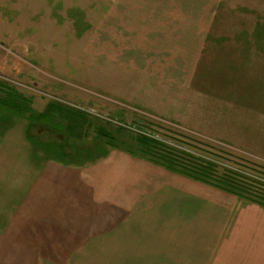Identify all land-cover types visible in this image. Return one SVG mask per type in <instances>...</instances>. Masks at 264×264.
Masks as SVG:
<instances>
[{
	"label": "rangeland",
	"instance_id": "1",
	"mask_svg": "<svg viewBox=\"0 0 264 264\" xmlns=\"http://www.w3.org/2000/svg\"><path fill=\"white\" fill-rule=\"evenodd\" d=\"M153 1L0 0V84L22 94L36 113L55 103L88 115L81 137L70 135L60 145L58 139L46 136L40 145L29 139L33 124L0 112V169H10L0 182V264H88L84 258L89 252L88 234L94 231L83 222L76 223L78 229L66 224L63 230L47 233L31 223L24 229L21 220L6 229L11 212H16L15 203L9 202L16 199L9 195L14 197L18 187L12 179L24 173L23 165L14 161L18 155L26 159L37 153L43 160L60 163L54 154L59 149L75 157L63 161L72 167L123 153L158 165L153 160L159 159L141 154L136 142L137 135L147 134L156 143L155 154L172 158L177 150L214 164L217 175L235 171L264 182V157L249 146L248 134L264 129L259 127L264 118L256 120L258 114L247 103L236 105L231 83L225 89L221 79L206 87L196 80L201 68L164 73L153 62H144L146 69L136 68L138 54L124 46V25ZM156 1L161 3L157 9H169L173 15L185 9L193 16H210L208 41L223 51L210 54L218 60L209 64L210 72L222 74L226 70L220 68H228L229 81H234L236 72L264 74V0ZM188 73L191 84L184 82ZM98 130L113 136L112 141ZM22 145L30 150L24 152ZM183 156H178L181 162L190 163Z\"/></svg>",
	"mask_w": 264,
	"mask_h": 264
},
{
	"label": "crops",
	"instance_id": "2",
	"mask_svg": "<svg viewBox=\"0 0 264 264\" xmlns=\"http://www.w3.org/2000/svg\"><path fill=\"white\" fill-rule=\"evenodd\" d=\"M153 2L124 25V46L138 54L136 68L146 69L144 62L157 63L164 73L201 68V79L196 80L202 85L213 86L221 79L225 87L231 83L236 105L247 103L258 114L256 120L264 118V74L236 72L229 81L228 68H220L226 70L222 74L210 72L209 64L218 62L210 54L223 52L208 41L210 16H193L185 9L173 15L169 9H157L160 1ZM191 75H184L185 84H191ZM248 134L249 146L264 157V129ZM22 156L14 158L24 173L12 179L18 187L14 197L9 195L16 199L9 202L15 203L16 212H11L6 229L20 220L24 229L31 223L47 233L88 223L94 230L84 256L88 264H264L262 205L128 154L72 167L50 163L37 153ZM8 170L0 169V182Z\"/></svg>",
	"mask_w": 264,
	"mask_h": 264
},
{
	"label": "trees",
	"instance_id": "3",
	"mask_svg": "<svg viewBox=\"0 0 264 264\" xmlns=\"http://www.w3.org/2000/svg\"><path fill=\"white\" fill-rule=\"evenodd\" d=\"M0 112L6 116L24 119L33 124L29 139L40 145L41 138L46 136L58 139L60 145L67 143L70 135L81 137L88 121L87 113L55 103L48 104L43 113H36L22 94L5 84H0ZM98 133L101 137L107 136L106 138L110 141L113 139V136L107 135L101 130H98ZM151 138L153 137L147 134L137 135L136 142L143 150V152L140 151L141 154L149 153L159 159L153 160L156 164L172 172L231 193L240 199L264 206V182L261 180L255 179L254 182L238 172L228 170L217 175L214 171V164L206 161L204 163L199 162L193 156H189L190 154L183 152L185 157L190 158L188 160L190 163L184 164L178 157L183 155L177 150H174L176 156H171L173 159L159 152L155 154L152 152L155 141ZM43 144L46 145V143ZM46 147L48 148V145ZM54 154L59 158L60 163H64L63 161L66 159L75 160V157L69 156L66 152L61 154L59 149Z\"/></svg>",
	"mask_w": 264,
	"mask_h": 264
}]
</instances>
